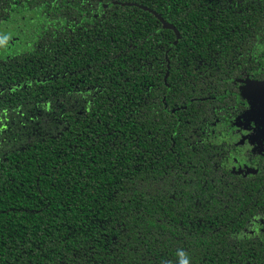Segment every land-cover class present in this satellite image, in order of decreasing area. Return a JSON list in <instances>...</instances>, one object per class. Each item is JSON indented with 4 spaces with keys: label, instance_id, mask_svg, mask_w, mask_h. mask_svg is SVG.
I'll return each instance as SVG.
<instances>
[{
    "label": "trees",
    "instance_id": "trees-1",
    "mask_svg": "<svg viewBox=\"0 0 264 264\" xmlns=\"http://www.w3.org/2000/svg\"><path fill=\"white\" fill-rule=\"evenodd\" d=\"M120 1L166 15L183 0ZM261 10L264 0H223L172 15L182 38L168 81L182 50L196 48L193 29L214 26L207 13H225L216 26L226 37ZM108 11L0 55V264H234L224 253L253 243L232 233L226 212L204 233L180 224L185 203L208 195L186 190L180 169L184 126L169 109L189 95L152 93L153 82L165 87V48L155 47L175 33L136 5Z\"/></svg>",
    "mask_w": 264,
    "mask_h": 264
},
{
    "label": "flooded vegetation",
    "instance_id": "flooded-vegetation-1",
    "mask_svg": "<svg viewBox=\"0 0 264 264\" xmlns=\"http://www.w3.org/2000/svg\"><path fill=\"white\" fill-rule=\"evenodd\" d=\"M205 2L223 0H183L182 5L175 1L166 15L134 1L0 0V55L28 51L34 36L56 32L61 25V29L67 27L72 33L79 20L102 18L119 4L147 7L144 10L166 28L161 18L173 24L169 20L172 15L186 16L192 7L203 15ZM178 8L183 11L179 13ZM219 12L207 13L205 22L211 21L214 26L193 29L198 39L196 48L182 50L178 73L171 74L170 82V57H178L173 47L182 35L174 24L175 29L166 28L173 30L175 38L155 47L159 52L165 48V61H161L166 65L162 78L165 87L153 82L152 93L164 90L163 101L185 96V102L189 95L186 104L176 106L174 102L169 110L177 120L174 126H184L180 169L185 189L201 195L205 191L208 198L201 196L193 203H185L187 209L180 219L183 230L191 234L192 227H199L204 233L226 212L232 233H243L241 239L251 240L253 247L224 253V257L233 259L234 264H264V10L249 11L246 32L236 36L235 27L227 28L226 37L218 35L217 19L225 14ZM67 18L71 23L64 25L62 20ZM168 37L162 34V38ZM192 62L194 68H200L194 76L187 73ZM196 100L200 103L195 104ZM165 106L168 108L167 103ZM242 255L247 259L237 262Z\"/></svg>",
    "mask_w": 264,
    "mask_h": 264
},
{
    "label": "water",
    "instance_id": "water-1",
    "mask_svg": "<svg viewBox=\"0 0 264 264\" xmlns=\"http://www.w3.org/2000/svg\"><path fill=\"white\" fill-rule=\"evenodd\" d=\"M144 9H147V7H145V6H142ZM161 21L163 22V25H164V27H166V28H173V29H175V27H174V25L173 24H171V23H169V22H167V21H165L164 19H162L161 18ZM178 36H179V34H178ZM167 75H168V73H167Z\"/></svg>",
    "mask_w": 264,
    "mask_h": 264
},
{
    "label": "clouds",
    "instance_id": "clouds-1",
    "mask_svg": "<svg viewBox=\"0 0 264 264\" xmlns=\"http://www.w3.org/2000/svg\"><path fill=\"white\" fill-rule=\"evenodd\" d=\"M182 264H188V260L187 259H183L182 260Z\"/></svg>",
    "mask_w": 264,
    "mask_h": 264
},
{
    "label": "rangeland",
    "instance_id": "rangeland-1",
    "mask_svg": "<svg viewBox=\"0 0 264 264\" xmlns=\"http://www.w3.org/2000/svg\"><path fill=\"white\" fill-rule=\"evenodd\" d=\"M2 35H0V37H1Z\"/></svg>",
    "mask_w": 264,
    "mask_h": 264
}]
</instances>
